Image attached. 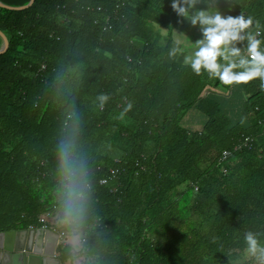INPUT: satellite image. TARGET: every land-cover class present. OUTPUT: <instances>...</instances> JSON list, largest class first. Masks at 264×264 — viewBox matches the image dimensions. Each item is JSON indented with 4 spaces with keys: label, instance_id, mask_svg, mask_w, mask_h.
<instances>
[{
    "label": "trees",
    "instance_id": "1",
    "mask_svg": "<svg viewBox=\"0 0 264 264\" xmlns=\"http://www.w3.org/2000/svg\"><path fill=\"white\" fill-rule=\"evenodd\" d=\"M0 2L17 8L30 0ZM117 4L118 19L102 32ZM233 4L264 25V0ZM170 5L35 0L25 10L0 8L9 47L0 55V234L61 215L58 143L76 121L91 187L77 233L83 248L59 247L63 264L80 256L83 264H246L244 233H264V92L258 81L243 86L241 122L231 123L220 99L203 94L230 89L168 59L171 33L182 25ZM100 93L110 96L103 110L94 103ZM127 100L133 109L120 120ZM188 112L195 130L182 124ZM241 138L251 148L231 154L222 174L221 151ZM110 168L126 169L120 185H99Z\"/></svg>",
    "mask_w": 264,
    "mask_h": 264
},
{
    "label": "clouds",
    "instance_id": "2",
    "mask_svg": "<svg viewBox=\"0 0 264 264\" xmlns=\"http://www.w3.org/2000/svg\"><path fill=\"white\" fill-rule=\"evenodd\" d=\"M228 12L219 7L220 0H171V9L178 23H187L198 31L195 40L185 31L175 30L167 49L169 60L179 58L183 67L195 76H206L231 89L258 81V90L264 92V25L256 16L245 13L239 4L225 0ZM238 14H230L235 6ZM168 29V28H167ZM167 29L163 28L165 32ZM127 99V98H125ZM110 96L96 95L94 103L103 110ZM133 102L127 100L118 114L124 120L132 111ZM79 126L76 121L58 143L56 159L59 175L58 189L64 225L75 240L84 221L89 199V174L87 161L77 150ZM264 233L248 230L243 235L241 256L246 264H264Z\"/></svg>",
    "mask_w": 264,
    "mask_h": 264
},
{
    "label": "water",
    "instance_id": "3",
    "mask_svg": "<svg viewBox=\"0 0 264 264\" xmlns=\"http://www.w3.org/2000/svg\"><path fill=\"white\" fill-rule=\"evenodd\" d=\"M35 0L21 7L11 8L0 2V8L8 11L25 10ZM2 42L0 55L9 47L0 32ZM58 233L50 229L29 228L0 234V264H63L58 254Z\"/></svg>",
    "mask_w": 264,
    "mask_h": 264
},
{
    "label": "built area",
    "instance_id": "4",
    "mask_svg": "<svg viewBox=\"0 0 264 264\" xmlns=\"http://www.w3.org/2000/svg\"><path fill=\"white\" fill-rule=\"evenodd\" d=\"M240 7V6H237ZM119 9L120 5L117 4L112 10L111 13H106V16L104 18V26L102 29V32H107L110 29H112L111 22H115L118 19L119 15ZM102 8H97V12H101ZM63 22H67V19L63 18ZM97 24V23H96ZM45 66L42 65L40 68V71L45 70ZM264 122V121H263ZM253 141L250 138H241L236 144L233 145V147L230 150H223L220 153V156L217 161V166L220 167L221 164L225 163L228 158L231 156V154L235 152H239L243 149L249 150L251 148ZM138 164V161L137 163ZM139 171H143V167L138 165V170L134 173L136 176ZM220 172L222 174H226V169L224 167H220ZM126 173L125 168H110L107 172V176L99 180V185L101 186H107L109 185L112 181L116 182L117 185H120L121 180L120 178ZM115 192V188L110 189L109 193ZM38 221L41 225V228L43 229H50L52 231H55L58 233L59 240H58V248L61 246H70L74 248L70 243H69V233L65 230H59L62 226L58 222H55L52 219V215L50 214H42L38 217ZM84 243V239H82V244ZM75 249V248H74Z\"/></svg>",
    "mask_w": 264,
    "mask_h": 264
},
{
    "label": "crops",
    "instance_id": "5",
    "mask_svg": "<svg viewBox=\"0 0 264 264\" xmlns=\"http://www.w3.org/2000/svg\"><path fill=\"white\" fill-rule=\"evenodd\" d=\"M178 31H183L182 29H177ZM187 28H186V32H187ZM163 31H160L159 34L161 36H163L162 34ZM175 35V31L171 33V38L172 36ZM222 89H218V88H206L205 92L203 93L205 94H209L211 93L212 95L217 96L220 99V103L222 106L223 111H225V114L227 116V118L230 120L231 123L234 122H241L239 115L241 114L242 111V106L247 98V93L244 90V87H233L230 89V93L225 92ZM227 94V95H225ZM191 112H188L186 114V116L182 119V124H184L185 126L187 125V128L191 129V130H195L197 128L196 124H193L192 121L190 120L191 117ZM190 117V118H189ZM250 117V116H249ZM248 121V120H247ZM59 213L55 212L52 214V219L55 222H58L60 224V226H64L59 222ZM70 235L69 237V243L75 248V250L77 252H80L83 248V244H82V239H83V235L82 234H77L75 240L73 239L72 233H70L69 231H67ZM77 260H79V264H83L85 262V258L83 256H80ZM76 260V261H77ZM69 262V261H68ZM66 264H70V263H66Z\"/></svg>",
    "mask_w": 264,
    "mask_h": 264
},
{
    "label": "rangeland",
    "instance_id": "6",
    "mask_svg": "<svg viewBox=\"0 0 264 264\" xmlns=\"http://www.w3.org/2000/svg\"><path fill=\"white\" fill-rule=\"evenodd\" d=\"M231 3L233 4L234 3V0H231ZM219 7L221 8L222 11H224L225 9L228 8V5L227 3L225 2V0H220V3H219ZM226 12V11H224ZM181 29H184V28H187V32H186V29L184 30L189 36L190 38H192L193 40H195L196 38H198L199 36V33L196 29L194 28H191L186 22L183 23L181 26H180ZM245 262V260H244ZM66 263H70V262H66ZM246 263V262H245ZM75 264H79V260L75 261Z\"/></svg>",
    "mask_w": 264,
    "mask_h": 264
}]
</instances>
